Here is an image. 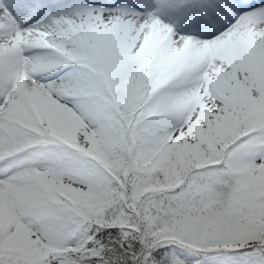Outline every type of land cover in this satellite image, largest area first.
Segmentation results:
<instances>
[{"label":"rangeland","instance_id":"374dc122","mask_svg":"<svg viewBox=\"0 0 264 264\" xmlns=\"http://www.w3.org/2000/svg\"><path fill=\"white\" fill-rule=\"evenodd\" d=\"M13 1L0 0L15 19L0 20V36L17 35L0 44V264H70L66 252L85 250L103 221L96 213L115 191L105 166L121 156L172 160L161 187L180 169L174 151L195 166L222 159L219 170L251 175L244 209L264 222V4L209 0L202 21L204 0H59L32 23L45 1ZM188 14L208 32L238 15L200 39L180 32ZM222 256L211 264H264Z\"/></svg>","mask_w":264,"mask_h":264},{"label":"trees","instance_id":"16d2710c","mask_svg":"<svg viewBox=\"0 0 264 264\" xmlns=\"http://www.w3.org/2000/svg\"><path fill=\"white\" fill-rule=\"evenodd\" d=\"M229 134L236 137L234 141L246 137L245 133ZM182 151L173 153L180 169L173 173L174 183L169 186L161 187L158 181L168 178L165 165L172 160L150 164L121 156L113 166L104 165L115 191L106 199V207L96 213L103 221L91 226L93 240L83 251L68 250V262L178 264L197 260L211 264L225 254L264 262V222L244 209L249 199L241 192L251 175L225 167L219 170L225 164L216 157L195 166L196 160L188 154L186 159ZM155 184L156 188H148ZM259 187L252 184L247 197ZM124 217L126 222L121 220Z\"/></svg>","mask_w":264,"mask_h":264},{"label":"bare ground","instance_id":"6f19581e","mask_svg":"<svg viewBox=\"0 0 264 264\" xmlns=\"http://www.w3.org/2000/svg\"><path fill=\"white\" fill-rule=\"evenodd\" d=\"M12 3L14 4L13 0H12ZM0 20L5 22V24H7V25H11L12 23L14 24V21H15V19L13 17H11L9 14H7V11L3 10V8H1V7H0ZM32 28H33L32 26H26L25 28H23L22 30L19 31V36L20 35L21 36L26 35L29 38L31 36V32L30 31H31ZM186 28H187V26L184 27V30ZM182 32L184 33V31H182ZM188 32L192 33V28L191 27H189ZM16 36L17 35H14V34L8 32L6 35L0 36V38H3V40H0V44H4V42L8 43L12 39H15ZM33 57H35V55H33ZM43 58H47V57H43ZM47 64H48V62L45 61L44 65H47ZM17 99L20 100L19 98H17ZM5 115H7V113ZM43 156L46 158L45 155H43ZM14 157H15V155H14ZM54 161H55V159H54ZM17 166H18V163L16 162L15 165H11L7 170H4V168H3L2 172L4 174H13L15 172V167H17Z\"/></svg>","mask_w":264,"mask_h":264}]
</instances>
